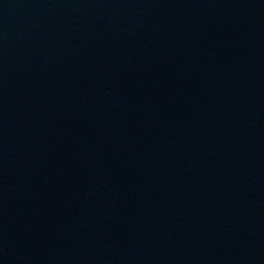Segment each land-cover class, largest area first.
Returning <instances> with one entry per match:
<instances>
[{
  "label": "water",
  "instance_id": "1",
  "mask_svg": "<svg viewBox=\"0 0 264 264\" xmlns=\"http://www.w3.org/2000/svg\"><path fill=\"white\" fill-rule=\"evenodd\" d=\"M0 264H264V0H0Z\"/></svg>",
  "mask_w": 264,
  "mask_h": 264
}]
</instances>
